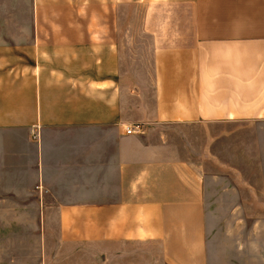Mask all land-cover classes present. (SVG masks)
I'll return each instance as SVG.
<instances>
[{
	"label": "crops",
	"instance_id": "0c3cea01",
	"mask_svg": "<svg viewBox=\"0 0 264 264\" xmlns=\"http://www.w3.org/2000/svg\"><path fill=\"white\" fill-rule=\"evenodd\" d=\"M86 1L98 2V20L76 23L70 35L51 42L37 34L21 43L24 61L31 55L29 48L41 59L44 51L34 48L52 44L51 56L58 52L56 60H70L73 65L66 80L58 79L57 72L52 74L57 77L54 93L60 85L69 87L58 99L51 97L44 65L38 62L32 67L29 59L24 63L26 126L90 127L86 137L93 140V159L101 166L95 168L94 180L83 174L80 185L84 181L86 188L93 185L95 189L84 202L70 203L82 205H73L66 213L71 218L82 214V228H73L68 235L86 237L95 233L91 227L106 240H121L139 221L152 224L150 204L170 198L175 205L166 214L180 215L177 229L188 231V236L184 233L179 238V264H187L188 258L190 264H208L199 245L205 242L201 214L208 211L211 189L206 191L199 166L181 154V142L174 141L172 162L160 174L155 167L164 160V152L142 144L137 133L126 135L124 128L138 125L142 135L149 136L160 129L181 132L197 125L209 130L264 129V0ZM40 26L36 22L34 31ZM122 49H133L140 60L126 67ZM12 56L14 51L6 57ZM115 57L119 60H114L113 67ZM82 59L88 64L84 69L78 67ZM116 72L120 73L113 79ZM262 133L256 132L257 137L245 143L244 155L228 150L222 154L228 164L234 158L242 164V169L236 168L240 176L261 178L255 190L247 187L258 203L248 208L264 207L259 200L264 193ZM80 136L84 140V133ZM167 182L171 184L160 187ZM228 195L224 190V197ZM69 218H64V224ZM164 223L162 228L170 227ZM88 247L77 245L73 252L49 254L42 264H108ZM121 247L122 242L118 252ZM116 264H125L124 258Z\"/></svg>",
	"mask_w": 264,
	"mask_h": 264
},
{
	"label": "rangeland",
	"instance_id": "374dc122",
	"mask_svg": "<svg viewBox=\"0 0 264 264\" xmlns=\"http://www.w3.org/2000/svg\"><path fill=\"white\" fill-rule=\"evenodd\" d=\"M100 17L97 1L91 4L86 0H0V264H42L49 254L73 252L77 245L82 248L88 247L87 244H92L94 247L88 249L100 254L104 261L107 259L108 264H116V260L122 258L125 264L180 263L178 242L184 233L188 236V231L177 229L180 215L166 214L175 205L170 198L150 204L152 224L139 221L132 233L123 234L121 240H106L99 229L89 227L90 223L86 226L95 231L94 234L86 237L68 235L73 228H82V214L77 218L66 214L69 207L82 205L70 203L84 202L88 193L95 189L93 185L86 188L84 181L80 185L85 179L83 174L94 180L95 168H101L93 159V140L86 137L91 132L90 127L41 129L38 126L33 129L26 126L24 63L29 59L32 67L38 62L44 65L43 70L49 75L51 97L58 99L69 87L60 85L54 93L57 77L52 74L57 72L60 74L58 79L66 80L73 65L70 60H56L60 57L58 52L51 56L55 48L52 44L34 48L44 51L41 59L29 48L31 55L24 61L22 40L31 41L38 34L51 42L54 38L70 35L72 25L90 19L96 21ZM36 22L42 23L39 31H34ZM12 51L14 56L7 58V53ZM122 51L126 67L140 60L133 49ZM114 60L119 58L111 59L113 67ZM78 64L81 69L88 66L85 59L79 60ZM119 73H112L113 79ZM114 95L116 97L117 91ZM115 127L119 128L117 124ZM184 130L173 132L165 128L150 136L142 135L143 132L137 135L142 137V144L164 152V160L155 167L160 174L172 162L174 141L181 142V154L199 166L206 191L208 187L211 189V197L208 198L206 193L208 211L201 214V238L205 242L199 245L205 251L208 264H264V207H247L258 204L247 187L255 190L254 185L257 180L261 182V178L240 176L236 168L242 169V164L235 158V162L228 164L222 155L226 150L244 155L245 143L264 129L210 127L209 130L207 126L197 125ZM82 133L84 140H81ZM68 180L70 183H65ZM168 183L171 184L162 183L160 187L168 186ZM224 190L231 195L224 197ZM150 194L155 193L151 191ZM259 200L264 203V193ZM166 202L164 207L162 203ZM235 205L244 208L237 209ZM68 216V223L64 224V218ZM163 221L170 227L162 228ZM190 262L188 258L187 264Z\"/></svg>",
	"mask_w": 264,
	"mask_h": 264
},
{
	"label": "built area",
	"instance_id": "2783aa9c",
	"mask_svg": "<svg viewBox=\"0 0 264 264\" xmlns=\"http://www.w3.org/2000/svg\"><path fill=\"white\" fill-rule=\"evenodd\" d=\"M124 132L126 135H132L134 133L141 132V127L138 125H127L124 128Z\"/></svg>",
	"mask_w": 264,
	"mask_h": 264
}]
</instances>
